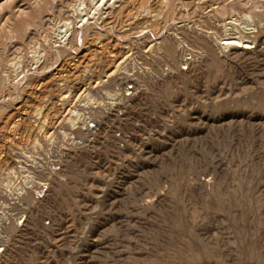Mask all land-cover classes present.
<instances>
[{
    "label": "rangeland",
    "instance_id": "1",
    "mask_svg": "<svg viewBox=\"0 0 264 264\" xmlns=\"http://www.w3.org/2000/svg\"><path fill=\"white\" fill-rule=\"evenodd\" d=\"M97 1L0 0V264H264V0Z\"/></svg>",
    "mask_w": 264,
    "mask_h": 264
},
{
    "label": "bare ground",
    "instance_id": "2",
    "mask_svg": "<svg viewBox=\"0 0 264 264\" xmlns=\"http://www.w3.org/2000/svg\"><path fill=\"white\" fill-rule=\"evenodd\" d=\"M99 1V0H98ZM97 1V2H98ZM104 0H102L100 2V4L103 2ZM208 2L205 4L204 7H206V9L212 7V6H215V5H220L221 3H224L225 1L227 0H207ZM96 2V3H97ZM196 2V1H195ZM95 3V5H96ZM204 9V8H203ZM205 10V9H204ZM81 11V10H80ZM244 18V17H243ZM249 18V17H248ZM233 19V18H232ZM81 21V20H80ZM164 22V21H163ZM249 23L252 24V22L250 21ZM64 24V23H63ZM232 25H230V28H228L226 30V32L228 34H225L224 38L222 39H219V41L221 42L222 40L226 41L225 43H220L221 46H223V50H224V53L223 54H217L216 50L213 48V47H209L208 50H207V53L209 55V57H211L212 59L216 60L220 57H223V58H227L228 56H231V55H234L238 52V47L236 46H233L234 44L236 43H239V42H242L245 40V44H252V41H249L248 39V34H253L254 32H256V28L255 26L251 25V24H246V23H240L239 21H236V19H234L233 22H231ZM257 24V23H256ZM61 27V26H60ZM161 30V29H160ZM72 31V30H71ZM216 35V34H215ZM52 40V39H51ZM208 41V40H207ZM206 42V41H205ZM254 42V41H253ZM250 46V45H249ZM248 48V46H247ZM243 51L245 50V48L242 49ZM256 51V50H255ZM247 52V51H246ZM252 52V51H251ZM245 53V52H244ZM240 54V53H239ZM253 54V53H252ZM183 55V54H182ZM238 56V55H237ZM178 55L176 54V52H173L172 53V56H171V59H172V63L174 65V69L175 71L180 74V75H183L184 72H183V69H180L179 65L182 63V61L186 62V60H180L178 59ZM234 58V57H233ZM171 61V60H170ZM201 61V60H200ZM257 62V61H256ZM187 64V63H186ZM185 65V63H184ZM194 69V68H193ZM118 70V69H117ZM121 70V69H120ZM191 70V69H190ZM176 73V74H177ZM123 76V75H122ZM255 76V75H254ZM121 77V76H120ZM125 77V76H124ZM117 78V77H116ZM119 80V79H118ZM66 83V82H65ZM148 89V88H147ZM262 125V124H261ZM38 160V159H37ZM38 166V165H37ZM27 167V166H26ZM42 167V166H41ZM44 167L42 168H37V167H27L26 171H30L32 172L31 174L33 173H40L42 175L43 174V169ZM22 170V169H20ZM47 170V169H46ZM54 170V169H53ZM46 172V171H44ZM48 172V171H47ZM12 174L13 177L16 175L14 173V171L12 172H9V174ZM21 173V172H20ZM15 174V175H14ZM24 174V172H23ZM30 174V173H29ZM53 174V173H52ZM18 176V175H17ZM36 176V175H35ZM39 176V175H38ZM52 176V175H51ZM31 177V176H30ZM34 177V176H33ZM34 179V178H33ZM32 181V180H31ZM34 183V182H33ZM31 183L29 186H27L26 190L24 192H21V193H16L14 195H12V197H10L11 199V202H8V203H4L3 207L9 212H12V214L14 215H17V214H22V213H25L27 212V207L29 206V203L31 204L32 203V193H31V189L32 188H35L36 186ZM28 185V184H27ZM24 188V187H23ZM22 188V189H23ZM12 191V190H11ZM4 193V192H3ZM2 195V194H0ZM7 195V194H6ZM1 197V196H0ZM7 199V198H6ZM1 200V199H0ZM3 201H6L5 198L3 197ZM8 201V199H7ZM8 214V213H7ZM13 215V216H14ZM8 220V219H7ZM8 223V222H7ZM4 227H5V224H4Z\"/></svg>",
    "mask_w": 264,
    "mask_h": 264
}]
</instances>
